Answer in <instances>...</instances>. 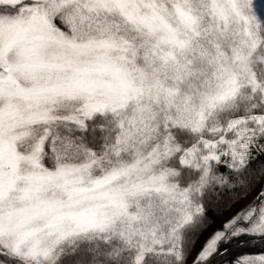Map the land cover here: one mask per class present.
<instances>
[{
	"label": "snow or ice",
	"instance_id": "snow-or-ice-1",
	"mask_svg": "<svg viewBox=\"0 0 264 264\" xmlns=\"http://www.w3.org/2000/svg\"><path fill=\"white\" fill-rule=\"evenodd\" d=\"M0 264H264V4L0 0Z\"/></svg>",
	"mask_w": 264,
	"mask_h": 264
},
{
	"label": "rangeland",
	"instance_id": "rangeland-1",
	"mask_svg": "<svg viewBox=\"0 0 264 264\" xmlns=\"http://www.w3.org/2000/svg\"><path fill=\"white\" fill-rule=\"evenodd\" d=\"M253 2L257 5H260V4H264V0H253ZM257 15L259 16L260 15V12L257 11Z\"/></svg>",
	"mask_w": 264,
	"mask_h": 264
},
{
	"label": "trees",
	"instance_id": "trees-1",
	"mask_svg": "<svg viewBox=\"0 0 264 264\" xmlns=\"http://www.w3.org/2000/svg\"><path fill=\"white\" fill-rule=\"evenodd\" d=\"M226 195V194H225Z\"/></svg>",
	"mask_w": 264,
	"mask_h": 264
}]
</instances>
